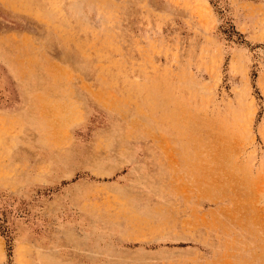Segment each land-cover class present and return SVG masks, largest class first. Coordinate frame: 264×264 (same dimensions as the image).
Returning a JSON list of instances; mask_svg holds the SVG:
<instances>
[{"label":"rangeland","instance_id":"1","mask_svg":"<svg viewBox=\"0 0 264 264\" xmlns=\"http://www.w3.org/2000/svg\"><path fill=\"white\" fill-rule=\"evenodd\" d=\"M0 264H264V0H0Z\"/></svg>","mask_w":264,"mask_h":264}]
</instances>
